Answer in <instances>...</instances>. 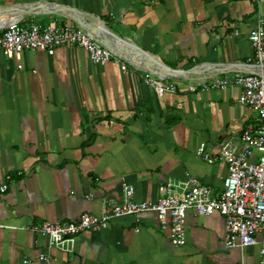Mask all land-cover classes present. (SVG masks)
Instances as JSON below:
<instances>
[{
    "label": "crops",
    "instance_id": "0c3cea01",
    "mask_svg": "<svg viewBox=\"0 0 264 264\" xmlns=\"http://www.w3.org/2000/svg\"><path fill=\"white\" fill-rule=\"evenodd\" d=\"M262 15L264 0H0V24L85 23L119 49L105 66L78 47L32 51L21 63L0 55V184L9 186L0 196V264H258L264 236L228 249L218 213L188 211L181 247L155 214L123 217L78 235L72 256L30 228L98 214L104 198L122 199L124 184L141 202L188 177L218 195L227 166L196 151L205 144L216 155L256 113L237 104L236 83L212 84L253 71L249 32ZM147 74L175 91L158 96Z\"/></svg>",
    "mask_w": 264,
    "mask_h": 264
},
{
    "label": "built area",
    "instance_id": "2783aa9c",
    "mask_svg": "<svg viewBox=\"0 0 264 264\" xmlns=\"http://www.w3.org/2000/svg\"><path fill=\"white\" fill-rule=\"evenodd\" d=\"M249 1L259 5L261 0ZM249 41L254 58L247 66L253 71L239 75L235 81L217 80L212 86L226 89L236 83L241 88L237 104L256 113L255 123L246 126L236 140L223 143L216 155L210 154L205 144L196 151L198 157L210 164L222 162L227 166V176L218 195L188 177L185 181L166 180L160 184L155 202H141L134 200L135 189L124 184L122 199L104 198L98 214L84 213L72 221H46L32 226L30 231L46 238L50 248L72 256L75 238L81 233L105 230L112 221L123 217L139 221L143 215L152 213L160 228L168 230L171 243L181 247L186 243V214L193 211L201 217L218 213L224 218L226 248L255 246L257 237L264 236V15L249 32ZM65 47L82 49L99 66L116 57L95 33L81 26L58 27L20 20L0 24V55L16 63H21L23 55L32 51L53 56ZM121 69L125 71L126 65L122 64ZM144 80L158 96L175 91L174 85L163 84L162 76L154 79L147 74ZM255 152L259 155L254 159ZM8 188L6 183L0 184V196ZM40 260L51 259L41 255ZM258 264H264V239L260 242Z\"/></svg>",
    "mask_w": 264,
    "mask_h": 264
},
{
    "label": "water",
    "instance_id": "95a60500",
    "mask_svg": "<svg viewBox=\"0 0 264 264\" xmlns=\"http://www.w3.org/2000/svg\"><path fill=\"white\" fill-rule=\"evenodd\" d=\"M82 26L85 27L86 29H89L91 32L95 33L108 48H110L111 50L114 51V49H115L114 43L113 42H110V41H106L105 40V37L103 35H101L99 33V31L92 30L90 27H87L85 23ZM164 68H166V67H164ZM166 69H168V68H166ZM168 70L172 71L173 73H177V71H175V70H172V69H168Z\"/></svg>",
    "mask_w": 264,
    "mask_h": 264
},
{
    "label": "bare ground",
    "instance_id": "6f19581e",
    "mask_svg": "<svg viewBox=\"0 0 264 264\" xmlns=\"http://www.w3.org/2000/svg\"><path fill=\"white\" fill-rule=\"evenodd\" d=\"M118 50H119V49H118ZM118 50H115V49H114V51H118ZM115 53H116V52H115ZM117 54H118V53H117ZM119 55H120V54H119ZM128 57H129V56H128ZM129 58L132 59V62L140 63L138 58H135V57H129ZM164 73L167 74L166 71H164Z\"/></svg>",
    "mask_w": 264,
    "mask_h": 264
},
{
    "label": "trees",
    "instance_id": "16d2710c",
    "mask_svg": "<svg viewBox=\"0 0 264 264\" xmlns=\"http://www.w3.org/2000/svg\"><path fill=\"white\" fill-rule=\"evenodd\" d=\"M161 2H163L164 0H160ZM205 1H208V0H205Z\"/></svg>",
    "mask_w": 264,
    "mask_h": 264
}]
</instances>
